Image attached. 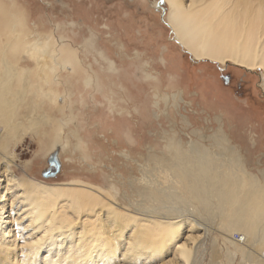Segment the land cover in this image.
Here are the masks:
<instances>
[{
    "label": "rangeland",
    "instance_id": "obj_1",
    "mask_svg": "<svg viewBox=\"0 0 264 264\" xmlns=\"http://www.w3.org/2000/svg\"><path fill=\"white\" fill-rule=\"evenodd\" d=\"M43 1L52 4L50 8ZM127 2L40 0V8H33L32 1L27 4L29 24L38 25L37 31L47 36L27 37L29 44L17 66L2 56L15 69L30 73L25 80L11 83L12 91L22 92L12 121L27 129L26 136L6 147L15 172L48 184L80 180L99 185L115 195L121 206L132 204L156 212L161 202L157 191L162 188L170 194L175 189L186 203L190 201L165 168L171 162L169 139H179L184 148L200 143L212 156L222 154L217 142L199 139L221 127L239 157L240 168L262 185L264 92L260 76H248L232 65L218 68L207 61H192L165 23L163 0H136L135 8L126 7ZM153 2L160 4L161 12L151 8ZM141 6L146 7L141 8L144 12ZM11 28L15 33V23ZM46 38L61 42L62 56L57 62L67 63L64 70L52 74L50 64L47 70L40 67L44 61L31 49ZM240 74L247 75V84H242ZM247 92L255 94L257 104L263 103L259 111L251 106L250 115L246 113ZM175 93L183 100L177 106L171 98ZM32 121L37 122L33 128ZM52 153L62 166L47 179L42 173ZM190 206L201 211L196 202ZM200 217L212 229L198 231L194 264H251L245 254L225 242L221 233L226 231L219 222L204 211ZM228 233L235 242V235H240ZM253 249L264 261V246Z\"/></svg>",
    "mask_w": 264,
    "mask_h": 264
},
{
    "label": "bare ground",
    "instance_id": "obj_2",
    "mask_svg": "<svg viewBox=\"0 0 264 264\" xmlns=\"http://www.w3.org/2000/svg\"><path fill=\"white\" fill-rule=\"evenodd\" d=\"M163 1L165 23L192 61L258 75L264 92V0ZM55 39L40 40L31 49L44 61L40 67L50 64L52 74L67 68L66 62H57L62 50ZM32 52L30 58L38 62ZM0 69V264H194L198 231L212 229L201 211L220 223L226 243L251 264H264L253 249L264 246V174L260 185L240 168L221 127L211 136H199L223 147L222 154L213 156L200 143L184 148L179 139L168 138L171 162L165 168L185 189L189 203L175 189L170 194L162 188L158 195L155 191L162 213L121 206L99 185L80 180L48 184L15 172L6 147L26 136L27 129L12 121L22 92L12 91L11 83L30 73L15 69L4 57ZM171 98L174 106L183 101L180 93ZM162 100L167 103L168 97ZM35 125L32 121L30 127ZM192 201L201 211L190 206ZM231 231L240 233L236 242Z\"/></svg>",
    "mask_w": 264,
    "mask_h": 264
},
{
    "label": "crops",
    "instance_id": "obj_3",
    "mask_svg": "<svg viewBox=\"0 0 264 264\" xmlns=\"http://www.w3.org/2000/svg\"><path fill=\"white\" fill-rule=\"evenodd\" d=\"M29 1L33 2V8H40V0H0V57L5 54L7 60L15 66H17L16 62L29 44L27 37L30 38L34 33L40 37L47 36L37 31L39 29L38 25L32 26L29 24L27 20L29 8L27 4ZM42 3L48 8L52 5L45 1ZM14 23L16 32L11 33V24ZM5 24L8 26L5 27ZM6 28H8V31Z\"/></svg>",
    "mask_w": 264,
    "mask_h": 264
},
{
    "label": "flooded vegetation",
    "instance_id": "obj_4",
    "mask_svg": "<svg viewBox=\"0 0 264 264\" xmlns=\"http://www.w3.org/2000/svg\"><path fill=\"white\" fill-rule=\"evenodd\" d=\"M118 1H121L122 3H124L125 2V0H118ZM153 1V0H152ZM136 2V0H133L132 2H131V0H130V3H125L126 5V7H128V8H135V6L132 4V3H135ZM146 6V5H145ZM137 8V7H136ZM138 8H140V10H143V9H141V8H146V7H138ZM151 8H154V9H156L157 11H159V12H161V7H160V4L158 5V2L156 3V2H153L152 3V5H151ZM142 12H144V10L142 11ZM148 15V14H147ZM241 75H243V80H242V84L243 85H245V84H247L245 81H246V76H245V74H240V76ZM254 85V84H253ZM252 85V86H253ZM247 86H251V85H247ZM241 94V93H240ZM246 96V98H245V100H246V105H248V109H247V111H246V113L248 114V115H250V114H252V112H249V108H251V106H252V108H256V110H258L259 111V106L261 105V104H263L262 102L261 103H256L255 101H254V99H255V94H253V93H249V92H247V94L245 95ZM252 110V109H251ZM260 114H261V112H259ZM247 115V116H248ZM55 153H52L50 156H49V158H48V160H47V164H48V167H47V169L46 170H44V172L42 173V176L44 177V178H52V177H54V176H56L58 173H59V171H60V169H61V163L58 161V159H57V155L55 154ZM57 159V160H56ZM33 168V167H32Z\"/></svg>",
    "mask_w": 264,
    "mask_h": 264
},
{
    "label": "built area",
    "instance_id": "obj_5",
    "mask_svg": "<svg viewBox=\"0 0 264 264\" xmlns=\"http://www.w3.org/2000/svg\"><path fill=\"white\" fill-rule=\"evenodd\" d=\"M235 238L237 239L238 237L235 235Z\"/></svg>",
    "mask_w": 264,
    "mask_h": 264
},
{
    "label": "water",
    "instance_id": "obj_6",
    "mask_svg": "<svg viewBox=\"0 0 264 264\" xmlns=\"http://www.w3.org/2000/svg\"><path fill=\"white\" fill-rule=\"evenodd\" d=\"M162 1V0H161ZM55 155V154H54Z\"/></svg>",
    "mask_w": 264,
    "mask_h": 264
}]
</instances>
